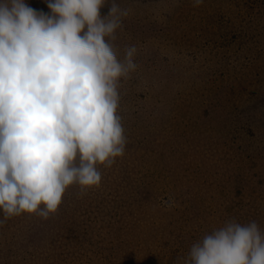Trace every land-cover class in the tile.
Masks as SVG:
<instances>
[{"label": "rangeland", "instance_id": "obj_1", "mask_svg": "<svg viewBox=\"0 0 264 264\" xmlns=\"http://www.w3.org/2000/svg\"><path fill=\"white\" fill-rule=\"evenodd\" d=\"M185 1H188L187 4H182L160 24L133 27L135 42L122 38L130 32L129 29L123 27L118 31L117 44L121 56L125 46H137L135 61L138 68L129 80L123 82L121 89L122 105L125 107L121 115L128 138L126 153L123 158H117L110 168L118 173L121 163L138 165L140 173L131 170V174L134 178L137 176L136 182L141 184L142 207L154 208L163 214L164 210L175 209L179 201V208L192 210L196 200L193 198V205L189 206V197L193 191L199 192L197 197L202 196L203 205L211 207L212 212L206 218L208 223L201 227L200 234L196 225H192L193 229L182 237L175 233L164 234L167 241L183 238L184 247L174 245L177 254H186L193 243L229 219L234 218L241 224L255 221L264 230V99L255 103L257 106L253 104L250 107L252 116L236 130L235 138L226 140L220 152H210L204 137L202 141L182 133L185 130L177 121L165 125L161 122L169 113L166 110L168 97L178 94L177 85L182 90L178 89L181 93L179 97L186 99L176 102L175 112L178 116L190 114L192 119L196 118L197 112V122L204 121L218 102L222 103L218 112L219 121L225 114L236 115L231 109L235 101L241 102L261 93L259 90L264 87V0H204L199 6H194L193 0ZM25 3L37 12L51 14L46 0H25ZM220 3L222 5L219 6ZM147 11L150 10L145 2L139 5V17L146 19ZM154 21L159 22L160 19ZM164 23L174 28L161 27ZM158 26L162 31L154 35ZM155 45H161V48L155 50L152 48ZM168 68L175 69L177 75L169 77ZM125 109L128 112L125 113ZM192 119L188 127L196 131V121ZM201 127L206 130L205 124ZM138 128L151 132L150 138L164 132L168 135L165 139L154 138L143 143L127 134L130 132L138 136ZM224 128L228 129L227 126ZM148 143L149 146H144ZM156 163L159 165L156 166ZM98 167L105 176L106 168ZM145 173H149L152 179ZM152 173L157 176V182ZM105 183L102 179L100 188L90 189L83 195L78 187L67 190L63 201L65 206L52 216L50 223H45L53 232H50L41 259L29 257L32 252L29 238L35 235L37 217L23 214L8 219L0 225V261L13 264H54L56 261L60 264H97L99 254H107L104 250L109 253L108 247L112 243L108 241L114 231L99 222V218L104 217L103 213H98L92 204L97 202V193L105 197ZM182 192H185L182 201H175L174 197ZM144 194L148 196L145 200ZM225 208H229V212ZM163 220L164 215H161L159 221ZM174 220L182 221L178 217ZM64 221L70 223V227L76 225L79 234L69 238L62 226ZM139 229L142 231L141 225ZM135 233L127 239L132 245L121 252L120 264H154L152 259L144 257L141 260L140 244L137 247L134 242L137 237L139 242L141 236L146 238V233ZM119 235L123 237L121 232ZM90 239L102 253L93 247V253L76 257L78 250L82 253L92 251L89 244L83 249L87 240L91 242ZM154 250L152 245L153 253L156 252ZM42 255L46 260L42 259Z\"/></svg>", "mask_w": 264, "mask_h": 264}, {"label": "clouds", "instance_id": "obj_2", "mask_svg": "<svg viewBox=\"0 0 264 264\" xmlns=\"http://www.w3.org/2000/svg\"><path fill=\"white\" fill-rule=\"evenodd\" d=\"M0 0V212L58 213L67 190L102 185L98 166L126 153L123 82L137 71L136 45L121 56L130 9L110 0ZM203 0H194L199 6ZM183 264H264V230L229 219L192 244Z\"/></svg>", "mask_w": 264, "mask_h": 264}, {"label": "trees", "instance_id": "obj_3", "mask_svg": "<svg viewBox=\"0 0 264 264\" xmlns=\"http://www.w3.org/2000/svg\"><path fill=\"white\" fill-rule=\"evenodd\" d=\"M204 1V0H203ZM117 2L120 4L121 7L128 8L130 9V14L127 18L123 20V27L125 29H129L130 32H126L122 38H127L128 41L130 42H135L136 40V34L132 33V28L133 27H147V26H156L163 22L165 20V17L169 16L172 12H175L178 10L182 4H187L188 1L185 0H117ZM146 3L150 11H147V18L142 19L139 17V5ZM194 3V0L192 1ZM222 5L221 3L219 6ZM111 7V2L109 0V3H107L104 7L101 8V15L102 16H107ZM35 9V8H34ZM145 15V13H143ZM148 19V20H147ZM160 19L159 22H155L154 20ZM163 19V20H162ZM153 20L155 23H150L149 21ZM161 27H173V25H170L169 23H164L163 25H160ZM161 27H157V30H155L154 35H157L159 32L162 31ZM142 34V33H141ZM126 35V37H125ZM152 33H149V36H153ZM121 38V39H122ZM166 38V37H165ZM120 39V40H121ZM140 39V38H139ZM118 42V40H117ZM127 42V40H126ZM150 43V42H149ZM128 44V43H127ZM152 48L155 50H158L161 48V45H155ZM168 74L169 77L170 75H177V71L175 69L168 68ZM167 86V84H166ZM180 92L182 90L176 86ZM176 89V88H175ZM177 90L175 96L172 98L168 97V109H166L169 113L162 119V123L165 125L167 123L169 124H174L175 121H177L178 125L185 130L184 134L188 133V136H193L192 138L200 139L203 141L204 137V142L208 146V149L210 152H220L222 150V147L225 145L226 140H229L231 138L236 137V130L239 129V127L247 120L250 118L252 113L249 112L250 107L258 103L260 101H263L264 99V87H262L259 91L261 93L253 95L249 99H243L245 100L243 103L235 101L232 104V110L236 115H230V114H225L224 118L222 121H219V115L218 112L222 108V103L218 102L211 112L206 116V119L201 122H197L198 113H195V117L192 119V116L190 114L188 115H183L180 114L178 116V113L175 112L174 108L175 104L177 101L180 99L185 100L186 97H179L181 94ZM215 91V90H214ZM123 104V101L121 100V105ZM257 106V104H255ZM166 106V105H165ZM221 107V108H220ZM122 108L124 109V105H122ZM165 109V108H164ZM124 112H128L126 109ZM192 114V113H191ZM162 117V116H161ZM160 117V118H161ZM159 119V118H158ZM192 119L193 122L196 121V124L194 125L197 126L195 127L196 131H192L193 128H189L190 120ZM126 124V122H125ZM205 124L206 125V130H203L201 125ZM228 127L227 130L224 127ZM127 127V124H126ZM140 130L138 133V136L136 135H131L132 133L127 132L128 136L135 137L138 141L140 142H148V140L153 141L154 138L158 139H165L166 136L168 135L166 132L156 135L154 137L150 138V133L149 131L143 129V128H138ZM136 130V129H133ZM159 130V129H157ZM167 130V129H166ZM206 131V133H204ZM223 131H227L226 133ZM228 131H231V133H228ZM154 132V131H153ZM160 131L156 133H160ZM204 134V135H203ZM127 136V135H126ZM158 136V137H157ZM185 136V135H181ZM149 137V138H148ZM150 143L144 144V146H149ZM159 163H156V166H158ZM119 172L116 173L110 168H106V175L102 176L105 180V189H106V195L103 197V195H99V193L96 194V201L95 203H92L94 205V208L97 209L98 213H103V218H99L100 223L106 224L110 229L112 228L114 231L112 232V235L110 236V240L108 242H111L112 245L109 246V253L112 254L110 255L108 251L104 250L107 254H99L97 256V264H120V255L121 252H124L126 249L132 245L130 241H127L129 235H131L133 232L135 235H138L139 232H145L147 237L142 238L140 242L138 241L139 237H137L134 242L137 247L140 244V249L141 252L143 253V256L141 257V260L145 257L147 260L152 259L154 264H183V257H186L188 252L186 254H177L176 250L174 248V245L177 246H183L182 239L178 241L177 239L173 238L171 241H167L165 239L164 234H169L172 235V233H175V235L181 236L184 233L190 232V230L193 229L192 225L197 226V232L200 234L201 233V227H203L208 221H206V218L208 215L212 212L211 207L206 204L203 205V199L202 196H198L199 192H192L191 197H189L190 205L192 204L193 198L196 200L195 202V207L190 210L188 208H179L180 204L179 201L176 203L175 209H168L164 210L163 214L160 213L159 210L150 208V207H142L141 204L144 202L142 197L143 195L139 192V188L141 187V184L136 182V178H134L131 174V170L136 171V174L140 171L138 170V165H129L127 162V165L124 163H121L120 165ZM135 168V169H134ZM140 169V168H139ZM143 170V169H142ZM140 173V172H139ZM153 179L156 180L157 182V176L152 173ZM146 177H150L149 173H145ZM138 179V178H137ZM152 178L150 177V180ZM147 180V178H146ZM149 180V179H148ZM149 180V181H150ZM76 187V186H72ZM97 192V191H96ZM188 193V192H186ZM185 192H182L178 195H176L175 201L180 200L182 201L183 195ZM144 200L145 198L147 199L148 196L144 194ZM98 196H99V201H98ZM64 199L63 201L65 200ZM181 197V198H180ZM204 207H202V205ZM65 205L62 203L60 208H63ZM230 207V206H229ZM187 210V211H186ZM226 212H229V208H225ZM2 212H0V218L2 216ZM161 215H164V220L161 222L160 217ZM36 223H35V228H34V233L30 238L29 241L31 243L32 247V252L30 253L29 257H33L34 259H39L41 254H45L43 252V249H45V245L48 241V238H50V232H53V230L48 229L47 224L50 223L52 216L44 220L38 216H36ZM175 217H178L182 221L176 222L174 220ZM232 218V217H231ZM142 220V221H141ZM195 222V224H194ZM172 223H175V225H171ZM141 225L142 231H140L139 227ZM62 226L64 227L63 229L66 231L67 236L70 238L72 235L76 236L79 234V229L76 225H71L67 221H64L62 223ZM61 227V226H60ZM134 227V228H132ZM174 227V228H171ZM169 231H165L168 230ZM137 230V231H135ZM71 231H74L73 233ZM71 232V233H69ZM120 232L123 237H120ZM92 235V234H91ZM168 235V236H169ZM82 237V236H81ZM80 237V238H81ZM170 237V236H169ZM84 239H86L85 236H83ZM89 239V238H88ZM91 240V239H90ZM82 242V240H80ZM88 244L92 246V251H86L82 253L80 250L77 251L75 254L76 257L86 254V253H93L95 250L93 249L96 248L99 252L102 253L101 250H99V247L91 240H87L85 243L86 247H83V249L88 248ZM116 245V246H115ZM152 245H154L156 252H152ZM116 247V250L115 248ZM183 249V248H182ZM71 250V249H69ZM148 257V258H147ZM167 257V259H165ZM41 259V257H40ZM42 259H45L44 255H42ZM46 260V259H45ZM105 260V261H104ZM41 263H43L41 261ZM0 264H13V263H7V261H0ZM54 264H60L59 261H56Z\"/></svg>", "mask_w": 264, "mask_h": 264}]
</instances>
